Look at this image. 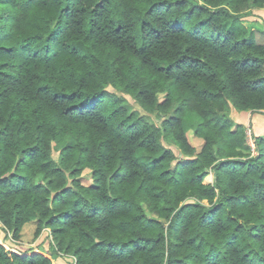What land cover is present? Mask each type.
<instances>
[{
	"label": "trees",
	"instance_id": "1",
	"mask_svg": "<svg viewBox=\"0 0 264 264\" xmlns=\"http://www.w3.org/2000/svg\"><path fill=\"white\" fill-rule=\"evenodd\" d=\"M262 7L0 0V264H264Z\"/></svg>",
	"mask_w": 264,
	"mask_h": 264
},
{
	"label": "rangeland",
	"instance_id": "2",
	"mask_svg": "<svg viewBox=\"0 0 264 264\" xmlns=\"http://www.w3.org/2000/svg\"><path fill=\"white\" fill-rule=\"evenodd\" d=\"M244 24L247 26H252V27L264 29V7L259 8V9H253L252 14L249 15L248 17L244 18ZM127 99L130 101L131 104L134 103V101L129 96H127ZM159 99L160 100L163 99L162 94L159 95ZM238 113H241V112H237L235 110L232 111V114H233L232 118H233V121H235V122H238V121L241 122L240 121V115ZM256 117H260V118L262 117L264 120V112L256 113ZM246 126H248L250 128V129H248L247 132H249V135L252 138L253 135H255V134H254V131L252 130L251 125L249 123H247ZM187 137H188L189 142L192 145H194L197 149H199V147L201 145V140L199 138L195 137L191 130H189L187 132ZM210 175L205 178V181L211 180ZM80 180H81L82 184H84V185H89L92 183V181L89 177V170L88 169L83 171V174H82ZM33 228H34V226H33L32 222L24 225L23 230H22V234H21V240H20V242L22 244L21 248L28 247L29 245H40L42 243L41 239H42L43 235H46V233L48 232V230L46 231V233L44 231V234L41 237L34 240L33 239ZM48 238H50V236H48ZM71 261H72V258L63 256L62 258L57 259L56 264H70Z\"/></svg>",
	"mask_w": 264,
	"mask_h": 264
},
{
	"label": "crops",
	"instance_id": "3",
	"mask_svg": "<svg viewBox=\"0 0 264 264\" xmlns=\"http://www.w3.org/2000/svg\"><path fill=\"white\" fill-rule=\"evenodd\" d=\"M238 114L240 115L241 123H244L245 125L247 123H249L251 125L252 130L254 131L255 135L264 136V120L262 117L261 118L256 117V113H250V112H241ZM201 144H202V141H201ZM210 179H211L210 181H205V179H204V182H212V180H213L212 174L210 175Z\"/></svg>",
	"mask_w": 264,
	"mask_h": 264
},
{
	"label": "built area",
	"instance_id": "4",
	"mask_svg": "<svg viewBox=\"0 0 264 264\" xmlns=\"http://www.w3.org/2000/svg\"><path fill=\"white\" fill-rule=\"evenodd\" d=\"M248 129H250L249 127L247 128V130H246V133H247V135H248V143L252 146V147H254V143H253V138H251V136L249 135V132H247L248 131Z\"/></svg>",
	"mask_w": 264,
	"mask_h": 264
}]
</instances>
